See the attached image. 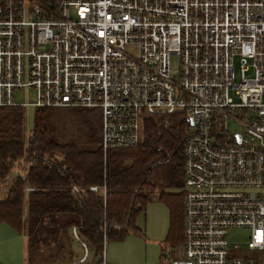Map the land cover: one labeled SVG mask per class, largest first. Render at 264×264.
<instances>
[{"label":"built area","instance_id":"2783aa9c","mask_svg":"<svg viewBox=\"0 0 264 264\" xmlns=\"http://www.w3.org/2000/svg\"><path fill=\"white\" fill-rule=\"evenodd\" d=\"M0 107L98 109L103 153L184 111L182 242L159 264H264V0H0ZM70 235L82 254L53 264H107Z\"/></svg>","mask_w":264,"mask_h":264},{"label":"trees","instance_id":"16d2710c","mask_svg":"<svg viewBox=\"0 0 264 264\" xmlns=\"http://www.w3.org/2000/svg\"><path fill=\"white\" fill-rule=\"evenodd\" d=\"M52 109L34 108L27 131L25 107H0V223L27 237V263L70 262L72 226L100 259L112 233H141L136 219L151 201L167 211L165 244L179 246L185 112L144 116L141 142L103 153L100 110L72 108L87 123L81 149L55 140Z\"/></svg>","mask_w":264,"mask_h":264},{"label":"rangeland","instance_id":"374dc122","mask_svg":"<svg viewBox=\"0 0 264 264\" xmlns=\"http://www.w3.org/2000/svg\"><path fill=\"white\" fill-rule=\"evenodd\" d=\"M14 100L18 103H26L34 100V91L24 89L14 93ZM25 128L32 129L34 108H25ZM51 124L55 129V140L61 143H74L83 149L87 144V123L84 118L77 115L72 108H53ZM228 132L240 128L235 122H228ZM168 216L164 205L151 201L146 210L136 219V226L141 233H126L123 237H114V233L104 241L102 258L107 264H159L170 248L173 249L172 257L179 253L178 246L168 247L165 244ZM15 232V233H14ZM14 236V237H10ZM249 230L246 228H231L227 231V243L229 247L240 246L238 257L261 259V255L255 251L246 250ZM23 232L17 233L7 225L0 223V264L3 261L15 262L20 255V249L24 242ZM73 250L79 256L82 254L77 243Z\"/></svg>","mask_w":264,"mask_h":264},{"label":"crops","instance_id":"0c3cea01","mask_svg":"<svg viewBox=\"0 0 264 264\" xmlns=\"http://www.w3.org/2000/svg\"><path fill=\"white\" fill-rule=\"evenodd\" d=\"M4 224V223H2ZM6 225V224H5ZM8 226V225H7ZM9 227V226H8ZM11 228V227H9ZM12 229V228H11ZM13 230V229H12ZM15 233V232H14ZM18 233V232H17ZM19 234V233H18ZM10 237H14V236H11L9 235ZM26 239L27 237L24 235V244L22 246V248L20 249V255H19V258L15 261V262H12V261H3L4 264H24V263H27L26 261V258H25V251H26ZM74 243V242H73ZM75 244V243H74ZM75 255H77L76 253H74Z\"/></svg>","mask_w":264,"mask_h":264},{"label":"water","instance_id":"95a60500","mask_svg":"<svg viewBox=\"0 0 264 264\" xmlns=\"http://www.w3.org/2000/svg\"><path fill=\"white\" fill-rule=\"evenodd\" d=\"M188 123H189V125H190V126H192V125H193V122H192V120H191V119H189V120H188ZM236 138H237V139H236V141H237V142H239V137L237 136Z\"/></svg>","mask_w":264,"mask_h":264}]
</instances>
